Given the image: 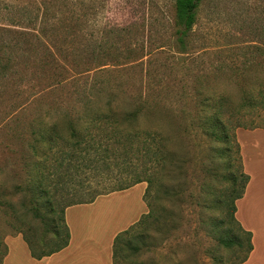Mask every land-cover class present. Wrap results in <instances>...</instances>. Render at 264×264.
I'll return each instance as SVG.
<instances>
[{
    "label": "rangeland",
    "instance_id": "obj_1",
    "mask_svg": "<svg viewBox=\"0 0 264 264\" xmlns=\"http://www.w3.org/2000/svg\"><path fill=\"white\" fill-rule=\"evenodd\" d=\"M5 1L8 6L0 11V258L5 249L3 240L17 234V213L24 212L21 203L31 198L27 185L33 165L32 145L42 149L40 142L34 141L33 130L42 126L43 119L48 120V112L66 109L74 115L81 111L86 87L119 85L125 94H120L115 104L121 108L131 109L140 104L141 113L155 109V118L161 122L166 116H173L177 126L168 130L172 147L178 153L176 159L187 171L191 193L186 203L179 196L170 200L161 193L159 202L164 210L150 230L152 248L144 251L141 246L138 253L127 251V262L237 264L245 255L246 245H225L214 234L244 239L245 235L225 210L206 207L209 196L203 192V184L208 180L205 169L213 158L219 161L218 154L209 147L225 144L213 142L201 128L187 124L197 115L208 91L224 90L235 103L239 102L238 83L242 80L236 79L242 75L243 64L247 58L257 56L254 61H258L261 57L244 47L264 40V0H201L184 46L175 35L173 0H81L80 25L73 40L62 42L67 39L62 33L54 36L62 42L64 51L56 50L59 57L52 66L46 65L51 62L50 56L33 29L12 26L4 20L17 13L12 4H26L29 0ZM91 4L96 5L95 15L88 13L87 6ZM59 8L52 9L59 12ZM102 40L114 55L127 47H139L141 55L93 68L98 61L95 42ZM43 41L48 45L46 39ZM155 104L157 108L153 107ZM167 108L171 111L166 113ZM184 112L189 113V121H185ZM232 118L231 125L240 119L245 126L235 130L222 160L232 163L236 185H240L242 156L237 149L240 142L249 145L254 140L252 146L262 142L264 112ZM142 122L145 123L143 119ZM251 132L257 137L250 138ZM60 149L52 148L50 157ZM225 166L221 162L222 171L228 174ZM174 176L175 184L183 180L176 173ZM112 180L104 182V186L112 185ZM89 182L94 184L92 179ZM222 185H229V181L222 180ZM56 194L55 200L62 205L80 198L75 191ZM30 214L26 221L38 224V219ZM220 219L222 225L215 228L212 221Z\"/></svg>",
    "mask_w": 264,
    "mask_h": 264
},
{
    "label": "trees",
    "instance_id": "obj_2",
    "mask_svg": "<svg viewBox=\"0 0 264 264\" xmlns=\"http://www.w3.org/2000/svg\"><path fill=\"white\" fill-rule=\"evenodd\" d=\"M5 2L0 0V11L8 6ZM200 2L201 0H173L175 35L181 46H184L192 31ZM16 4L17 2L12 4V9L17 13L4 20L12 26L33 29L35 37L41 41L50 56L51 62L46 65L52 66L57 62L56 50L64 51L60 44L72 41V36L79 28L78 10L81 0H29L26 4ZM55 5L58 8L61 6L59 12L52 9L57 8ZM87 10L91 15L97 14L95 4L88 5ZM61 33L67 36L62 42L54 37ZM41 39H46L48 45ZM95 43L98 61L93 68H100L108 62H121L123 58L135 59L141 55L139 47H127L114 55L107 42L102 40ZM244 49L261 57L258 56V61H254L257 56L247 58L243 64L242 75L236 79L238 82L242 80L238 83L239 102L235 103L226 91L213 89L212 92L208 91L205 102H201L194 118L190 120L189 113L184 112L187 117L185 121L190 120L187 126H198L213 142L225 144V147L219 144L209 147L218 154L219 161L213 158L205 169L208 180L203 184V192L209 196L206 207L210 210H225L245 235L244 239L238 235L231 237L214 234L215 239L225 245H246L245 255L237 264L246 259L252 248L251 233L239 225L234 215L235 201L243 195L249 176L243 172L241 165L242 183L236 185L237 175L232 170L233 165L228 159L223 161L222 157L226 156L225 150L231 137L235 135V130L245 126L240 119L231 125L232 117L264 112V40L247 44ZM39 61L42 62L41 59ZM76 64L79 66V63ZM63 67L67 70V65L64 64ZM231 75L233 77L234 74ZM122 88L119 85H90L84 90L85 99L81 111L74 115L66 109L48 112V120L43 119L42 126L33 130L34 141L40 142L42 149L39 151L36 144L32 145L33 165L28 173L27 185L31 198L28 202L21 203L24 212L21 215L17 213V232L22 235L33 257L42 258L68 244L70 234L64 219L66 206L145 182L143 199L147 212L128 229L120 232L113 242V263L129 264L127 251L138 253L141 246L144 251L152 248L150 230L159 221L164 210L159 202L161 193L170 200L175 196H179L185 203L189 200L191 193L187 171L183 163L176 159L178 153L172 147L173 139L168 130L177 126L176 121L173 116H166L164 122H161L155 118V109L144 110V103L142 113L140 104H135L131 109L121 108L115 101L120 94H125ZM157 106L155 104L153 107ZM169 111V108L165 109L166 113ZM182 122L184 123L183 120ZM178 126L182 128L180 123ZM54 147L61 149L50 157L49 151ZM239 150L238 148V153ZM221 162L226 164L228 174L222 171ZM175 173L183 179L176 184L172 181ZM91 179L94 184L89 182ZM225 179L229 181V185L221 187L222 180ZM107 180H112L113 184L104 186L103 183ZM167 180L168 182L163 183ZM75 186L79 188L78 191L73 189ZM70 191H75L80 198L69 200L63 205L60 200H55L56 193ZM30 212L38 219V224L26 221L25 217L31 215ZM222 222V219L213 220L212 224L219 228ZM3 244L5 249L0 264H3L7 252L4 240Z\"/></svg>",
    "mask_w": 264,
    "mask_h": 264
},
{
    "label": "crops",
    "instance_id": "obj_3",
    "mask_svg": "<svg viewBox=\"0 0 264 264\" xmlns=\"http://www.w3.org/2000/svg\"><path fill=\"white\" fill-rule=\"evenodd\" d=\"M253 134L252 139L257 137ZM253 141L249 145L240 142L242 170L249 179L243 195L235 201L234 215L239 225L251 233L252 248L239 264H264V137L256 146L251 145ZM145 187L146 183L140 182L66 206L68 244L42 258L31 255L20 233L4 239L7 252L3 264H114L115 237L148 210L143 199Z\"/></svg>",
    "mask_w": 264,
    "mask_h": 264
}]
</instances>
